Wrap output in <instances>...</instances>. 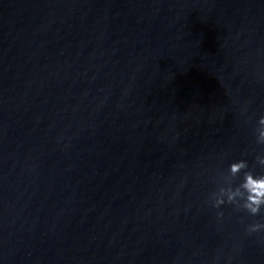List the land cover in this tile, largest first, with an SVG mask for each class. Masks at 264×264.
<instances>
[{
    "label": "water",
    "instance_id": "obj_1",
    "mask_svg": "<svg viewBox=\"0 0 264 264\" xmlns=\"http://www.w3.org/2000/svg\"><path fill=\"white\" fill-rule=\"evenodd\" d=\"M262 118L264 0H0V264H264Z\"/></svg>",
    "mask_w": 264,
    "mask_h": 264
},
{
    "label": "clouds",
    "instance_id": "obj_2",
    "mask_svg": "<svg viewBox=\"0 0 264 264\" xmlns=\"http://www.w3.org/2000/svg\"><path fill=\"white\" fill-rule=\"evenodd\" d=\"M260 136L264 139V118L259 121ZM247 165L244 161L234 162L229 166V173L234 176L241 177L240 192L238 207L243 208L249 215L257 216L264 210V176L258 175L253 177L250 172L243 171ZM231 199L217 200L213 207H218L221 203H232ZM262 225H254L249 231L255 232L259 230Z\"/></svg>",
    "mask_w": 264,
    "mask_h": 264
}]
</instances>
